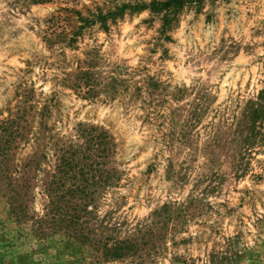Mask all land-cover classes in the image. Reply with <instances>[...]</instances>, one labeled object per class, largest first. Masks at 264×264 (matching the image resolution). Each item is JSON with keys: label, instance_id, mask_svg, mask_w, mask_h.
<instances>
[{"label": "rangeland", "instance_id": "rangeland-1", "mask_svg": "<svg viewBox=\"0 0 264 264\" xmlns=\"http://www.w3.org/2000/svg\"><path fill=\"white\" fill-rule=\"evenodd\" d=\"M8 119L0 264H264V0H0ZM87 129L110 147L73 233L44 182Z\"/></svg>", "mask_w": 264, "mask_h": 264}, {"label": "trees", "instance_id": "trees-1", "mask_svg": "<svg viewBox=\"0 0 264 264\" xmlns=\"http://www.w3.org/2000/svg\"><path fill=\"white\" fill-rule=\"evenodd\" d=\"M1 124L6 128L0 127V164L5 165L8 161L6 155L23 137V133L17 129L18 121L8 119ZM79 136L84 146L78 150L55 147L57 164L49 180L44 182L49 199L48 213L52 216L51 225L61 226L73 233L82 229L81 216L92 200L89 191L104 178L101 167L110 147L109 138L104 132L100 134L95 133L94 129H87L81 130ZM18 185L15 182L8 184L10 192H14Z\"/></svg>", "mask_w": 264, "mask_h": 264}]
</instances>
